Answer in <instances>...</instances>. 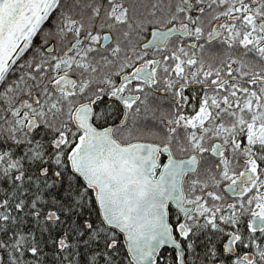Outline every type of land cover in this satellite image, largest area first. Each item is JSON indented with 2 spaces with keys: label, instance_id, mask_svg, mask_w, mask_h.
<instances>
[{
  "label": "snow or ice",
  "instance_id": "obj_1",
  "mask_svg": "<svg viewBox=\"0 0 264 264\" xmlns=\"http://www.w3.org/2000/svg\"><path fill=\"white\" fill-rule=\"evenodd\" d=\"M0 264H264V0H0Z\"/></svg>",
  "mask_w": 264,
  "mask_h": 264
}]
</instances>
